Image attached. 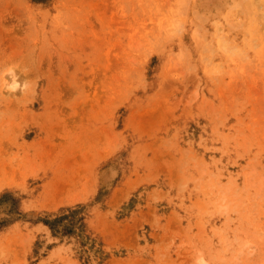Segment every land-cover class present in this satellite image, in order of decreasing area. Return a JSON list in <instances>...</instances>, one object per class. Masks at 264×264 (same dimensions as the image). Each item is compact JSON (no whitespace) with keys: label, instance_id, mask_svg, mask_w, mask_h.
<instances>
[{"label":"rangeland","instance_id":"rangeland-1","mask_svg":"<svg viewBox=\"0 0 264 264\" xmlns=\"http://www.w3.org/2000/svg\"><path fill=\"white\" fill-rule=\"evenodd\" d=\"M0 264H264V0H0Z\"/></svg>","mask_w":264,"mask_h":264},{"label":"bare ground","instance_id":"bare-ground-1","mask_svg":"<svg viewBox=\"0 0 264 264\" xmlns=\"http://www.w3.org/2000/svg\"><path fill=\"white\" fill-rule=\"evenodd\" d=\"M15 83V79L13 78L12 80H11V83L10 84H8V85H6V87L7 86H9L10 88H7L8 90V92H10L9 91V89H14L15 87H16V85L14 84Z\"/></svg>","mask_w":264,"mask_h":264}]
</instances>
